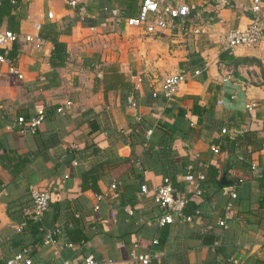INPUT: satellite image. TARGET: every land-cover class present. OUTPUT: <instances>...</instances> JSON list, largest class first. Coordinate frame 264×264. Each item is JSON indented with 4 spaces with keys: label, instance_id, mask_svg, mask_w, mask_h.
<instances>
[{
    "label": "crops",
    "instance_id": "crops-1",
    "mask_svg": "<svg viewBox=\"0 0 264 264\" xmlns=\"http://www.w3.org/2000/svg\"><path fill=\"white\" fill-rule=\"evenodd\" d=\"M75 1L14 0L0 25L18 30V40L1 50L16 45L10 58L22 74L0 67V264L23 249L42 264L87 255L136 264L138 253L159 264H264V38L231 49L223 40L257 15L264 23V0L258 14L251 0H186L195 10L160 30L124 23L140 0L126 14L115 1ZM69 19V31L58 35L66 58L55 66L51 41L37 47L25 38L38 35L37 25L65 28ZM190 25L205 32L185 33ZM219 62L231 66L229 81L221 80ZM180 70L189 78L165 100L161 81ZM250 100L256 107L249 111ZM39 108L46 117L35 133L4 127ZM224 175L230 183L222 184ZM164 177L177 196L188 195L191 219L158 223L164 210L153 190ZM233 185L227 211L224 190ZM34 190L50 192L40 218L30 213ZM55 227L59 257L43 244Z\"/></svg>",
    "mask_w": 264,
    "mask_h": 264
},
{
    "label": "built area",
    "instance_id": "built-area-1",
    "mask_svg": "<svg viewBox=\"0 0 264 264\" xmlns=\"http://www.w3.org/2000/svg\"><path fill=\"white\" fill-rule=\"evenodd\" d=\"M1 1V0H0ZM220 3L226 0H216ZM70 5L75 6L76 1L70 0ZM262 0H251V9L255 14L261 11ZM196 6L194 4L187 3L186 0H140L137 13L131 16H125L123 18L124 23L129 27H143L147 30L152 29H164L170 28L174 23H182L183 20L190 15V13L195 10ZM115 16L119 15V12L115 9L113 10ZM52 12H47V17L52 18ZM40 25H37V28ZM185 33H190L193 35H199L204 33L203 27L200 25H190L184 28ZM19 34L10 29H0V49H7L13 42L17 41ZM264 38V23L257 15L254 17L249 24L244 28H230L228 29L223 37L225 48H234L236 46H253L259 43ZM27 41L34 43L37 47L44 42L39 35H26ZM13 60L7 56L5 51H0V67L6 65L8 70L12 73L17 74L18 77H22V74L17 70L16 66L12 62ZM218 66L220 68L221 80L226 82L231 78L232 68L228 64L219 62ZM199 70H194V74H198ZM133 78L135 76H132ZM189 78L185 70H180L178 72L169 74L165 76L160 85V92L165 98V100H172L179 86ZM156 95V92L153 93ZM235 97L234 94L231 96ZM126 103L129 107L134 106V99L131 95L126 97ZM66 105H70L71 102L67 101ZM256 107L255 101H248L245 103L244 108L246 110H252ZM57 112L62 111V107L56 108ZM46 117V112L44 108H39L34 114L29 117L22 115L16 116L11 121H7L4 127L8 130L18 129L20 132L35 133L38 126ZM221 131L224 133L228 131L227 128H222ZM264 149V143L262 144ZM214 153L220 151L218 146H211ZM252 168H255V163L251 164ZM189 170V168H188ZM198 178L203 179L204 175L198 173ZM238 179L237 182H240ZM111 189L115 188V184H111ZM235 185L231 189H225L224 192L229 195L231 201L226 203V209L229 211L232 208V200L236 198ZM154 201L155 203L164 210V213L157 217L159 224H169L174 220L186 221L191 219L190 215L184 213V207L188 201L187 197L177 196L174 192L171 181L168 177H164L161 184L154 188ZM148 192V187L146 184L142 183L140 185V193L144 194ZM199 191H196L199 194ZM103 195L98 194L97 198L100 199ZM31 205L30 213L35 218H40L50 203V192L48 190H34L30 194ZM94 209H98V205H94ZM218 224L222 227L226 226L225 217L218 220ZM61 230L59 227H55L50 231H46L43 235V244L48 246L54 257H59L60 255V245L58 244L57 237ZM236 263V260H231ZM134 263L136 264H159V262H153L152 257L148 253H138L134 256ZM3 264H42L40 261H34L30 256L27 255L25 249L11 255L5 260ZM61 264H67L66 261H61ZM73 264H117L113 259H97L93 255H87L82 260L77 261Z\"/></svg>",
    "mask_w": 264,
    "mask_h": 264
},
{
    "label": "trees",
    "instance_id": "trees-1",
    "mask_svg": "<svg viewBox=\"0 0 264 264\" xmlns=\"http://www.w3.org/2000/svg\"><path fill=\"white\" fill-rule=\"evenodd\" d=\"M92 1L95 3L96 2L98 3L99 0H92ZM107 1H115L119 4H122L126 8L125 14L129 13L135 4V0H107ZM11 2L13 3L14 0H1L0 1V25H1V22L3 21L4 16L7 13H9V11H10V7L12 6ZM13 25H16V22H14ZM71 25H72V20L69 19L66 22L65 28H60V27L58 28V25L55 22H47V23H44L43 25H41L39 27L38 35L44 40L51 41V43L53 44L51 63L55 66L61 65L63 63L64 59L66 58L65 45L63 42L59 41L58 35L61 32H68ZM11 30L14 32L18 31L16 27H13ZM15 47H16V45L13 44V47H12L13 49H11L8 53L6 52L8 57L12 58L15 55V53H16ZM0 51L3 52V50H1V49H0ZM234 140H235V138L229 140V141H231L232 146L234 145L233 144ZM213 183L219 184L216 179L213 181ZM186 197L188 198V201L184 207V210L188 205L191 206V203H192V202H190L188 195ZM192 197H193V195H192ZM188 211H189V209H187V212L185 214L188 215ZM28 223L30 224L31 228L34 227L36 229V224H37L36 222H32L29 220Z\"/></svg>",
    "mask_w": 264,
    "mask_h": 264
},
{
    "label": "water",
    "instance_id": "water-1",
    "mask_svg": "<svg viewBox=\"0 0 264 264\" xmlns=\"http://www.w3.org/2000/svg\"><path fill=\"white\" fill-rule=\"evenodd\" d=\"M221 182H222V184H228V183H230V182H228V181L226 180L225 175L222 176V178H221Z\"/></svg>",
    "mask_w": 264,
    "mask_h": 264
}]
</instances>
